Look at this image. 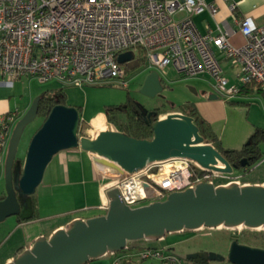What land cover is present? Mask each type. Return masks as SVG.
<instances>
[{
    "label": "built area",
    "instance_id": "1",
    "mask_svg": "<svg viewBox=\"0 0 264 264\" xmlns=\"http://www.w3.org/2000/svg\"><path fill=\"white\" fill-rule=\"evenodd\" d=\"M230 8L234 11L236 3ZM205 10L213 16L219 13L216 3L207 0H0V72L5 76L0 84L13 85L16 78L26 76L62 86L106 82L128 86V61L120 62L119 55L141 51L150 69L173 66L186 77L209 74L219 93L234 96L245 84L264 92V24L258 25L251 15L236 16L245 36V43L236 46L221 26L217 33L209 25L206 33L199 29L194 15ZM214 46L240 66L241 84H229ZM23 114L20 110L0 114V154ZM107 173L131 207L164 200L201 182L219 185L224 176L186 157L156 160L123 175ZM108 208L109 201L100 205L105 213ZM111 254L112 264L130 256L179 262L160 248Z\"/></svg>",
    "mask_w": 264,
    "mask_h": 264
},
{
    "label": "water",
    "instance_id": "2",
    "mask_svg": "<svg viewBox=\"0 0 264 264\" xmlns=\"http://www.w3.org/2000/svg\"><path fill=\"white\" fill-rule=\"evenodd\" d=\"M133 57L134 53L127 51L118 59L125 63ZM163 89L159 70L150 69L141 92L155 96ZM40 99L41 96L34 98L12 130L5 160L6 195L0 198V222L20 214L18 192L35 193L49 163L64 149L81 146L93 153L98 169L118 175L173 157H186L205 168L233 172L224 154L204 142L199 126L188 113L170 112L155 121L151 139L137 138L118 129L99 130L91 138L79 135V108L65 103L51 108L30 139L22 168L14 172L19 142L25 126L38 115ZM107 195L106 213L74 218L50 236L37 237L7 264H88L92 259L126 249L132 240H160L167 233L203 227L264 228V184L201 182L193 188L173 192L164 200L136 207L126 204L118 187L110 188ZM197 254L219 260L226 258L213 252L189 255ZM227 258L232 264H264V247L234 240Z\"/></svg>",
    "mask_w": 264,
    "mask_h": 264
},
{
    "label": "crops",
    "instance_id": "3",
    "mask_svg": "<svg viewBox=\"0 0 264 264\" xmlns=\"http://www.w3.org/2000/svg\"><path fill=\"white\" fill-rule=\"evenodd\" d=\"M207 1L216 3L219 7V13L216 16H213L208 10H205L202 13L195 14L194 20L197 26L204 33L207 32L208 25L212 28L214 33H217L218 26H221L224 30L228 31L229 40L233 45L240 46L245 43V36L239 29L236 16L251 15L258 25L264 24V0ZM232 2L236 3V9L234 11L230 8ZM214 50L222 64L229 84H241L242 73L240 66L232 64V62L227 59L223 52L216 46H214ZM170 71L179 73L173 66H170ZM206 74L207 73L202 75ZM4 77L5 76L0 72V80ZM22 78H27L29 80L32 79L24 76L16 78L13 85L0 84V114H5L14 110H20L24 113L31 105L33 98L27 100L25 95L18 89V86H16L15 82ZM176 78L175 80H178V78ZM196 83L198 87L195 86V96L186 101V103L193 102L195 104L199 114L206 120L221 141L222 147L226 149H240L258 128L264 129L263 91L255 88L249 92L240 91L234 96H228L219 93L215 88L214 90H207L201 81H196ZM74 106H78L80 110V105ZM170 112L186 113L181 107ZM99 114L104 115L107 119L104 109H100L91 115L89 121L84 119L82 115L81 118L83 121L85 120L86 122L91 123L92 119ZM163 116H166V114ZM81 126L82 124H80V135H86L91 138L96 137L99 130L110 129L104 128L101 125L94 127L91 132L81 133ZM95 130L98 131L95 132ZM262 146L264 149V144ZM6 155L7 149L4 153L0 154V198H3L6 195ZM19 157L23 159L25 158L24 155ZM53 160L56 161L57 169L54 172L51 168L49 181L46 185L49 189V196L54 199L51 204H53V206H70V209L75 211H72L71 217L64 221L41 226L40 213L42 209V201L40 200V197H38L37 218L29 221H20L16 217L17 226L22 229V238L19 243L20 246H18L15 253H9L1 259L0 264H7L22 250L29 248L37 237L42 235L50 236L56 229L65 227L74 218L81 217L86 219L99 215V213L102 212L100 205L109 201L107 192L113 186V176L95 166L93 153L91 151L85 150L81 146L64 149L57 153L53 157L52 161ZM47 170L48 169H46V171ZM226 176V173H224V176L219 180L220 184L226 183L228 180L226 179ZM7 219L8 218L2 221V223L7 221ZM108 255L110 254L102 257H108ZM107 259H109V257Z\"/></svg>",
    "mask_w": 264,
    "mask_h": 264
},
{
    "label": "rangeland",
    "instance_id": "4",
    "mask_svg": "<svg viewBox=\"0 0 264 264\" xmlns=\"http://www.w3.org/2000/svg\"><path fill=\"white\" fill-rule=\"evenodd\" d=\"M143 52L136 51L134 57L130 59L126 66L128 67V86L119 84L118 82H106L99 84L84 83L78 85H60L58 82L52 80L48 82H41L37 78L27 79L22 78L16 81V86L25 95V98H36L47 90L63 87L66 92L64 103L67 105H80V113L84 119L89 121L91 115L98 110H103L109 104H118L125 102L129 96L133 97L137 102L142 104L145 108L154 109L160 108L163 114H168L170 111L181 107L186 101L194 98L197 86L196 81H201L207 90H214L213 78L206 75H199L196 77H186L181 73L170 71V66L164 70H160V74L164 83V89L155 96H149L141 92V86L144 79L149 72L148 63L144 62ZM178 80H175V78ZM176 78V79H177ZM198 78V79H196ZM198 87V86H197ZM20 93V92H19ZM78 107V106H77ZM43 116L37 115L30 123H28L23 131L18 147V157L26 155V151L31 137L37 131L44 121ZM109 122L104 115L99 114L95 116L91 123L83 121L81 118V133L91 132L94 127L101 126L104 128H116L115 125ZM107 123V124H106ZM98 130H95L97 132ZM80 135V129H79ZM82 136V135H80ZM56 161L53 160L47 168L44 180L37 188L35 194L40 197L41 205V221L40 225H51L53 223L64 221L71 217L72 211L70 206L59 205L53 206V200L49 196V189L46 186L49 181V176L52 170L57 169ZM237 174H241V170H236ZM226 183L232 181L234 178L226 176ZM240 184L258 183L264 184V157L251 171L241 174L236 177ZM224 183V184H226ZM56 203V202H55ZM70 203V202H69ZM68 204V202H67ZM70 209V210H69ZM73 209V208H72ZM16 216L8 217L7 221L0 222V260L9 253L17 250L22 238V229L17 226ZM247 227H203L195 230H188L185 232L167 233L166 236L160 240H148L144 244L151 245L157 248H163L166 252L176 255L178 259H182L186 254L195 252L202 253H216L227 258L231 244L234 240L252 246L263 247L256 245V242L247 241L241 235ZM255 230H264V228H256ZM249 233V232H248ZM171 246V249L169 247ZM112 255V256H111ZM109 257V259H107ZM108 257H100L92 259L89 264H112L113 254L110 253ZM180 259V260H181ZM185 259V258H184ZM137 264H165L161 259L150 257L145 259H136Z\"/></svg>",
    "mask_w": 264,
    "mask_h": 264
},
{
    "label": "trees",
    "instance_id": "5",
    "mask_svg": "<svg viewBox=\"0 0 264 264\" xmlns=\"http://www.w3.org/2000/svg\"><path fill=\"white\" fill-rule=\"evenodd\" d=\"M143 60L145 62V57ZM126 69L128 71L127 66ZM255 88L256 87L253 84H245L241 88V91L249 92ZM40 96L41 99L39 102L38 114L46 117L55 104L64 103L66 92L63 87L54 88L45 91L40 94ZM181 109L194 117L196 124L200 128V133L204 136V142L214 145L231 163L234 169L233 172L226 173L227 177L236 178L239 175L236 173V170H241V174H244L251 171L260 161H262V158L264 157V149L262 146L264 144V129L258 128L240 149H226L222 147L221 141L206 120L199 114L193 102L183 104ZM104 110L110 124L112 123L118 130L137 138L151 139L153 137V123L164 117L163 111H161L160 108H145L131 96H129L125 102L107 105ZM23 162L24 159L17 156L14 164V172L17 171L18 167L22 168ZM18 199L21 202V212L16 217L20 221H29L37 218L38 199L36 194L23 195L18 192ZM104 213L105 212L102 211L99 215ZM255 229L256 228H246L241 235L245 240L256 242V245L264 247V230L260 231ZM185 231L188 230H183L182 232ZM145 241L147 242L148 240L140 239L129 241L127 248L120 252H125L127 250H136L133 252H140L146 248H157L144 244ZM169 249H171V246ZM184 258H180L181 260L179 259V262H173L170 264H232L228 258L219 260L208 258L200 254H186ZM135 261L136 260L131 256L125 257L121 264H137V261ZM162 262L164 263V261Z\"/></svg>",
    "mask_w": 264,
    "mask_h": 264
},
{
    "label": "bare ground",
    "instance_id": "6",
    "mask_svg": "<svg viewBox=\"0 0 264 264\" xmlns=\"http://www.w3.org/2000/svg\"><path fill=\"white\" fill-rule=\"evenodd\" d=\"M103 130H105V129H103ZM242 225H238V226H236V227H241Z\"/></svg>",
    "mask_w": 264,
    "mask_h": 264
}]
</instances>
